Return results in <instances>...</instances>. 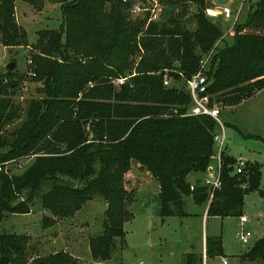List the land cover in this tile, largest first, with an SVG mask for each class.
<instances>
[{
	"label": "trees",
	"instance_id": "1",
	"mask_svg": "<svg viewBox=\"0 0 264 264\" xmlns=\"http://www.w3.org/2000/svg\"><path fill=\"white\" fill-rule=\"evenodd\" d=\"M59 1L61 26L38 31L30 45L16 19V0H0L1 44L30 47L32 62L25 74L16 68L0 73V221L8 213H30L35 199L50 213L44 218L49 223L73 217L86 202L102 197L104 230L90 238L89 248L94 261L104 262L116 239L124 242V225L134 217L129 206L136 188L127 187L134 162L158 181L163 217L187 215L186 195L208 203V188H192L187 176L210 165L218 124L207 115L184 116L192 102L187 80L210 55L212 103L236 106L264 90V0L251 4L245 22L233 28V43L225 46L220 45L225 33L207 15L205 0H159L181 8L164 22L132 16L133 0ZM191 5L196 11L186 19ZM165 75L174 84L165 85ZM28 77L41 82L43 96L24 106L14 97ZM120 78L127 79L116 85ZM26 159L31 164L16 172ZM236 160L224 152L223 186L208 216H242L247 194L258 191L264 198L260 163L247 161L237 174ZM30 240L27 234L0 232V264H27ZM206 254L225 257L220 236H207ZM241 259L264 261V236ZM78 261L60 250L36 264ZM202 262L196 253L184 260Z\"/></svg>",
	"mask_w": 264,
	"mask_h": 264
},
{
	"label": "rangeland",
	"instance_id": "2",
	"mask_svg": "<svg viewBox=\"0 0 264 264\" xmlns=\"http://www.w3.org/2000/svg\"><path fill=\"white\" fill-rule=\"evenodd\" d=\"M257 1L259 0H251L244 5L240 23L245 22L249 7ZM220 3L227 4L228 0H220ZM15 4L17 22L27 31L30 45L37 41L38 31L59 28L63 22L62 2L59 0H37L35 4L29 0H16ZM139 6L141 9L135 10L137 13L135 14L133 10L138 9ZM180 10V6L173 7L159 0H133L131 5L132 16L157 15L153 20L157 22H164L170 13ZM195 11V5H191L185 16L186 19H189ZM216 20L226 34L220 45H231L234 41L232 21L223 17ZM194 24L190 22V25L194 26ZM30 56L31 48L28 46L5 47L0 42V73H4L7 64L14 59H16V72L20 75L27 73ZM171 84L174 82L171 81ZM175 84L181 86L183 82ZM22 86L14 98L24 106H27L32 98L43 96L38 90L41 82L36 79L28 77ZM24 86L28 89L24 90ZM25 118L26 115L15 121L8 127L9 131L16 129ZM221 118L227 132L226 154L236 159L244 157L251 162L260 163L264 175V141L261 139L264 135V91L258 92L236 106L223 108ZM22 162L25 163L24 167L17 169L14 167L16 172L28 167L32 160L26 159ZM133 165L127 187L132 189L138 185L140 196L129 206L134 217L124 225L126 232L124 242L122 243L120 238L116 239L111 260L107 264H184L188 253L201 249L204 233L209 237L223 238L225 256L230 264H264V261L245 262L241 259V256L264 236V200L258 191L251 192L244 198L243 212L249 219L244 227L241 225L240 216L224 218L207 216L202 220L208 203H196L191 195L184 196V212L187 215L163 217L160 210L161 198L157 192L158 181L146 170L140 173L137 162ZM210 166H215L214 161H211ZM134 173L137 175L135 176ZM204 177L202 172H192L187 179L193 187H196L203 185ZM105 212V200L96 197L86 202L74 217L55 221L50 219L49 223H45L44 218L50 213L41 207L39 199H35L29 214L8 213L0 221V232L27 234L31 237L27 264H36L39 257L60 250L73 252L79 257H84V260H90L88 242L91 237L103 232ZM149 222L152 223L150 228ZM243 228L252 233L250 241L246 244H243L238 236ZM84 260L80 259L85 262ZM219 261L221 260L218 259L216 262L219 264Z\"/></svg>",
	"mask_w": 264,
	"mask_h": 264
},
{
	"label": "built area",
	"instance_id": "3",
	"mask_svg": "<svg viewBox=\"0 0 264 264\" xmlns=\"http://www.w3.org/2000/svg\"><path fill=\"white\" fill-rule=\"evenodd\" d=\"M208 4L206 8V13L208 16L212 17L213 19H218L223 17L224 19L231 20V29L234 28L235 24L239 21L241 13L243 11L244 5L249 0H228L227 4H221L220 0H205ZM234 5V6H233ZM137 8V7H136ZM141 7L139 6L138 9L140 10ZM137 14V13H135ZM139 16V15H138ZM135 17V16H134ZM157 15L149 16V20L153 21ZM226 34L224 35V37ZM210 55H207L201 60V67L194 75H192L187 80V89L191 95V107L184 116L187 115H207L214 118L218 124L216 133L214 135L215 141V150L214 154L212 155V161H214L215 166L211 167L208 166L207 170L205 171V177L203 179V185L208 188L209 191V200L208 205L213 201L215 197V193L222 189L223 182H222V167L224 164V152L227 145V132L225 128V123L221 118V113L223 110V106L217 102L212 103V96L208 92L209 81L206 74L208 64H209ZM29 63H32L29 60ZM31 75H35L34 73L30 72ZM127 78H120L114 80L116 85L123 84ZM164 84L170 85L171 80L168 75L164 76ZM27 86H24V90H27ZM24 162L19 164V167L24 166ZM247 165V161L240 157L237 158L236 163L234 165V173L240 174L243 173L244 168ZM1 169V168H0ZM241 217V225H244L249 221L246 215H242ZM239 239L243 244H246L250 241V237L252 233L250 231H246L244 228L238 233ZM222 264H229V260L226 257H221ZM202 264H208L206 251L203 253V262Z\"/></svg>",
	"mask_w": 264,
	"mask_h": 264
},
{
	"label": "crops",
	"instance_id": "4",
	"mask_svg": "<svg viewBox=\"0 0 264 264\" xmlns=\"http://www.w3.org/2000/svg\"><path fill=\"white\" fill-rule=\"evenodd\" d=\"M229 30V29H228ZM262 91H264V90H262ZM262 91H260V92H262ZM231 107H233V106H231ZM231 139V138H230ZM242 158H244V157H242ZM246 161H249L247 158H244ZM141 170V169H140ZM142 172H144V171H140V173H142ZM137 173H139V171L137 172ZM137 173H134V175L136 176L137 175ZM203 174H204V176H205V172H202ZM191 174V173H190ZM189 174V175H190ZM188 175V176H189ZM188 176H187V178H188ZM204 179V178H203ZM202 179V180H203ZM187 181H188V179H187ZM189 182V181H188ZM190 183V182H189ZM191 184V183H190ZM191 186H192V184H191ZM139 186L137 185V187H136V193H135V200H137V198L140 196L138 193L140 192L139 190H137V189H139L138 188ZM192 188H194L193 186H192ZM158 193H160V189H159V187H158V191H157ZM159 196H160V194H159ZM263 198V197H262ZM94 200V199H93ZM135 200L132 202V203H134L135 202ZM263 200H264V198H263ZM264 202V201H263ZM105 203H106V201H105ZM161 206H162V202H161ZM106 208H107V203H106ZM130 208V207H129ZM131 210V209H130ZM161 210V209H160ZM207 211H208V206H207V208L204 210V212H203V215H202V220L203 219H206V217L208 216V214H207ZM29 214V213H28ZM134 214V213H133ZM76 215V214H75ZM74 215V216H75ZM73 216V217H74ZM185 216V215H184ZM167 217H169V216H167ZM151 225H152V223L151 222H149V224H148V226H149V228L151 227ZM207 236L208 235H206L205 233L202 235V245H201V249H199V250H197V252L196 251H191L190 253H188V254H191V253H196V254H201V255H203V253L206 251V239H207ZM90 240V239H89ZM222 240H223V238H222ZM223 247H224V242H223ZM88 250H89V253H90V248H89V242H88ZM224 251H225V247H224ZM71 254H73L75 257H78V258H80L81 260H84V257H79V256H77V254H75V253H73V252H70ZM90 255H91V253H90ZM207 255V254H206ZM226 257V256H225ZM227 258V257H226ZM221 260V261H219V264H222V259H221V257H218V258H215V259H209L208 257H207V260H208V264H218L216 261L217 260ZM228 259V258H227ZM111 260V259H110ZM110 260H108V261H104V262H96V261H94L93 259H92V256H91V259L90 260H84L86 263H88V264H107ZM90 261H93V263H91ZM229 264H230V262H229Z\"/></svg>",
	"mask_w": 264,
	"mask_h": 264
},
{
	"label": "water",
	"instance_id": "5",
	"mask_svg": "<svg viewBox=\"0 0 264 264\" xmlns=\"http://www.w3.org/2000/svg\"><path fill=\"white\" fill-rule=\"evenodd\" d=\"M16 67V59H14L12 62L8 63L6 66L7 70H13ZM77 264H87L83 261H78Z\"/></svg>",
	"mask_w": 264,
	"mask_h": 264
}]
</instances>
